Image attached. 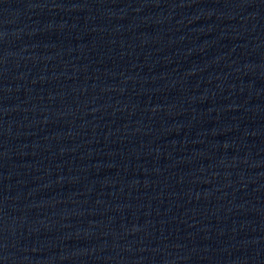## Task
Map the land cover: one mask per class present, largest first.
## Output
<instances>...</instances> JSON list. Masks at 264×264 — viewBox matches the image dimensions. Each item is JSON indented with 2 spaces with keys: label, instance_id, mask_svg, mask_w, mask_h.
<instances>
[{
  "label": "water",
  "instance_id": "water-1",
  "mask_svg": "<svg viewBox=\"0 0 264 264\" xmlns=\"http://www.w3.org/2000/svg\"><path fill=\"white\" fill-rule=\"evenodd\" d=\"M0 264H264V0H0Z\"/></svg>",
  "mask_w": 264,
  "mask_h": 264
}]
</instances>
